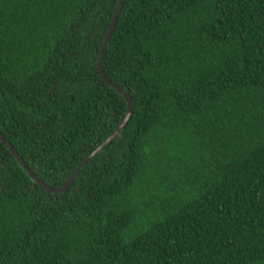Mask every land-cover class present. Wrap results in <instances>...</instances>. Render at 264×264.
I'll return each mask as SVG.
<instances>
[{
	"label": "trees",
	"instance_id": "trees-1",
	"mask_svg": "<svg viewBox=\"0 0 264 264\" xmlns=\"http://www.w3.org/2000/svg\"><path fill=\"white\" fill-rule=\"evenodd\" d=\"M0 0V264H264V0Z\"/></svg>",
	"mask_w": 264,
	"mask_h": 264
},
{
	"label": "water",
	"instance_id": "water-1",
	"mask_svg": "<svg viewBox=\"0 0 264 264\" xmlns=\"http://www.w3.org/2000/svg\"><path fill=\"white\" fill-rule=\"evenodd\" d=\"M123 0H118L117 5L115 7L113 16L109 22L108 28L106 30L105 36H104V40L102 42V45L100 47V51H99V55H98V61H97V70L98 73L100 75V77L109 85L115 86L114 84H112L103 74L101 67H100V61L102 58V55L104 53L105 47H106V43L111 35L112 32V28L114 25V21L117 18L118 15V11L120 6L122 5ZM118 91H120L121 93H123L126 101H127V110L125 112L124 117L122 118V120L120 121L119 125L117 126V128L112 132V134L107 137L97 148H95L90 154H88L80 163L79 165L76 167V169L74 170V172L71 174V176L69 177V179L60 187H52L49 186L47 184H45L43 181H41L37 176H35L29 169L28 167L25 165V163L23 162V160L20 158V156L18 155V153L15 151V149L12 147V145L2 136L1 132H0V140L4 143V145L7 146V148L10 150V152L14 155V157L16 158V160L19 162V164L24 168V170L26 171V173L37 183L39 184L42 188H44L47 191L53 192V193H57V192H62L64 190H66L69 185L71 184L72 180L74 179V176L76 175V173L79 171V168L81 167V165H83L84 163H86L91 156H93L94 154H96V152L98 150H100L106 143L110 142L118 133V131L120 130V128L125 124V122L127 121L130 111H131V102H130V98L129 96L124 93L123 91H121L120 88H117Z\"/></svg>",
	"mask_w": 264,
	"mask_h": 264
}]
</instances>
